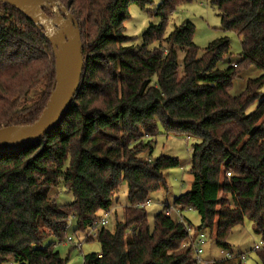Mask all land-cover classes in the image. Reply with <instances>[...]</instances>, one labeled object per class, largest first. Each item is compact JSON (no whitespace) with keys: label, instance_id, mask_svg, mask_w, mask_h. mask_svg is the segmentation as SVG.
Segmentation results:
<instances>
[{"label":"trees","instance_id":"trees-1","mask_svg":"<svg viewBox=\"0 0 264 264\" xmlns=\"http://www.w3.org/2000/svg\"><path fill=\"white\" fill-rule=\"evenodd\" d=\"M60 1L78 22L81 83L53 130L34 144L0 152V264H66L52 244L64 239L71 217L86 241L99 244L82 264H191L200 233L228 251V236L245 218L260 237L257 257L264 264V0H210L221 27L240 38L239 59L225 68L217 63L230 56L226 37L209 42L199 56L189 20L165 33L169 14L191 0H161L154 9L160 21L137 45L124 33L129 6L145 9L153 0ZM249 65L260 75L232 96L233 79ZM54 75L41 29L0 2V127L36 121ZM160 132L193 139L192 182L150 227L148 194L165 185L167 169L180 165L175 156H152ZM122 181L128 185L122 220L90 236L111 213ZM59 185L72 201L55 202ZM186 209L197 212L196 226L182 215ZM230 253L207 264H244L242 254Z\"/></svg>","mask_w":264,"mask_h":264},{"label":"rangeland","instance_id":"rangeland-1","mask_svg":"<svg viewBox=\"0 0 264 264\" xmlns=\"http://www.w3.org/2000/svg\"><path fill=\"white\" fill-rule=\"evenodd\" d=\"M160 1L153 0L145 9H141L135 4L129 6V17L124 22V33L132 37V44H140L143 31L150 24H157L160 21V18L154 14V9ZM185 20H189L194 25L192 39L198 47L199 56L209 42L217 38L226 37L229 41L230 56L227 59L219 61L217 67L225 68L229 62L234 63L239 59L241 53L240 38L233 31H226L221 27L218 11L210 3V0H191L178 5L167 18L165 33L168 34L175 26ZM181 56L182 54L179 53V58ZM260 73L261 70L254 65L241 68L238 76L231 83L229 93L232 96L239 95L244 90L246 81L257 77ZM260 91L264 95V82ZM192 143L193 139L185 136L167 135L162 132L155 137L152 156H175L179 159L180 165L167 169L165 171V185L159 190L148 194L149 203L145 204L144 208L147 223L150 227L153 225V216L162 210L164 205L169 204L171 206L176 196L189 189L192 182V176L189 173ZM53 198L56 203L62 204L72 201L73 195L68 189L59 185ZM127 204L128 185L126 181H122L112 199L113 208L108 216V224L105 225L108 229H113L116 221L122 220L123 210ZM170 214L175 219H179V214L176 210H172ZM182 215L193 226L199 223V216L192 209L184 210ZM75 229L76 220L71 217L68 221L64 239L61 242L55 240L52 244V249L57 251L63 259H67L66 264H82V256L85 253L99 250V244L96 239L86 241L85 232L76 231ZM67 237H71L72 241L67 242ZM51 241L53 240L49 238L44 243L47 244ZM204 241L205 243L202 245V257L211 255L212 258H220L223 256L220 253L219 247L215 245L213 239L208 234H205ZM77 243L81 244L80 247L76 246ZM228 243H230V249L234 253H242L244 264H260L255 245L262 247V242L260 241V237L254 233L253 225L248 218H245L241 225L233 228L231 234L228 236Z\"/></svg>","mask_w":264,"mask_h":264},{"label":"water","instance_id":"water-1","mask_svg":"<svg viewBox=\"0 0 264 264\" xmlns=\"http://www.w3.org/2000/svg\"><path fill=\"white\" fill-rule=\"evenodd\" d=\"M0 2L14 7L41 29L51 45L55 71L52 90L37 120L0 127V152H4L38 142L59 124L79 89L84 61L78 22L60 0Z\"/></svg>","mask_w":264,"mask_h":264},{"label":"built area","instance_id":"built-area-1","mask_svg":"<svg viewBox=\"0 0 264 264\" xmlns=\"http://www.w3.org/2000/svg\"><path fill=\"white\" fill-rule=\"evenodd\" d=\"M233 66H235V63H233ZM148 203V202H146ZM145 203V204H146ZM172 212V209H167V214H170V212ZM109 212H105L103 214V216L92 226V228L90 229V236L95 237L97 235L98 229L100 227H103L105 225L108 224V216H109ZM188 231H190V228H187ZM204 234L200 233V235L197 237L196 241L193 243V250H192V262L191 264H207V261L202 257V253H203V247L202 245L205 243L204 241ZM67 242H71L72 238L71 237H67L66 238ZM76 246L80 247V243H77ZM258 248V245H255V249ZM225 257H230L231 253L229 251H220Z\"/></svg>","mask_w":264,"mask_h":264},{"label":"crops","instance_id":"crops-1","mask_svg":"<svg viewBox=\"0 0 264 264\" xmlns=\"http://www.w3.org/2000/svg\"><path fill=\"white\" fill-rule=\"evenodd\" d=\"M172 215V214H171ZM229 245H230V243H229ZM228 251H230V252H233L230 248L228 249ZM234 253V252H233ZM238 254H242L241 252H239ZM210 256V257H209ZM209 256H206V257H203L206 261H212V260H215V259H219V258H212L211 257V255H209ZM222 257V256H221Z\"/></svg>","mask_w":264,"mask_h":264},{"label":"flooded vegetation","instance_id":"flooded-vegetation-1","mask_svg":"<svg viewBox=\"0 0 264 264\" xmlns=\"http://www.w3.org/2000/svg\"><path fill=\"white\" fill-rule=\"evenodd\" d=\"M52 16V15H51Z\"/></svg>","mask_w":264,"mask_h":264}]
</instances>
